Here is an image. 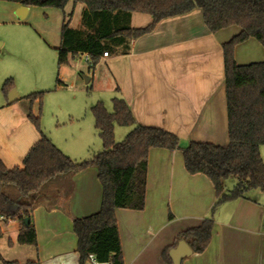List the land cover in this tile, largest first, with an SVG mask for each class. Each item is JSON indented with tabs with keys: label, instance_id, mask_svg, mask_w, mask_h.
Wrapping results in <instances>:
<instances>
[{
	"label": "crops",
	"instance_id": "0c3cea01",
	"mask_svg": "<svg viewBox=\"0 0 264 264\" xmlns=\"http://www.w3.org/2000/svg\"><path fill=\"white\" fill-rule=\"evenodd\" d=\"M21 6L0 0V159L5 167H23L42 134L77 161L102 152L92 107L101 102L112 111V99L122 97L137 124L173 133L180 145L174 150H150L144 209L116 210L124 263L169 264L164 251L171 247L170 256L179 234L212 218L208 247L184 257L182 264H264V190L252 189L216 205L213 183L204 174H190L182 153L191 142L229 144L223 44L241 28L211 32L202 9L194 8L162 19L151 32L132 40L126 51L121 47L107 56L103 53L93 69L83 53L59 67L65 13H72L70 27L80 29L84 4L70 1L65 11L32 6L23 19L17 16ZM152 22L150 14L140 12H133L130 19L132 28ZM80 60L88 66L86 86L79 79L86 69ZM235 60L240 65L264 61V47L249 38L236 46ZM8 80L12 86L4 90ZM89 83L94 93L90 98ZM69 89L74 96L66 101V109L59 105L56 122H45L46 97ZM41 91L45 92L42 100L27 98ZM31 116L39 119L40 127ZM133 127L116 125V141ZM260 152L264 161V145ZM236 182L228 179L227 189ZM102 192L98 169L90 166L54 178L38 195L23 198L34 203L31 221L37 244L17 241L19 219L0 221V243L6 248H0L3 259L19 264H82L74 220L97 213ZM9 193L14 199L22 198Z\"/></svg>",
	"mask_w": 264,
	"mask_h": 264
},
{
	"label": "trees",
	"instance_id": "16d2710c",
	"mask_svg": "<svg viewBox=\"0 0 264 264\" xmlns=\"http://www.w3.org/2000/svg\"><path fill=\"white\" fill-rule=\"evenodd\" d=\"M32 7H55L65 11L67 4H84L82 27H70L72 13H65L62 44L58 50V66L68 64L71 57L86 54L93 69L103 53L117 52L146 33L164 18L183 15L194 8L203 11L211 32L230 26L241 31L223 44L225 83L229 118V144L191 142L182 149L185 168L190 174H204L216 191V205L244 196L252 189L264 190V161L260 147L264 145V61L240 65L235 60V48L249 38H256L264 47V0H5ZM133 12L147 13L153 22L144 28H132ZM59 82V81H58ZM60 84V83H58ZM12 80L4 84V90ZM45 92H33L31 100L43 99ZM109 111L98 102L92 107L95 125L104 150L88 160L77 161L65 155L50 138L41 139L27 153L23 167L8 169L0 159V216L19 219L20 244L36 245V229L31 221L34 203L23 198L36 196L49 181L66 174L79 173L94 166L102 185V203L97 213L74 220L77 250L81 263L93 259L101 264H125L116 210H143L147 191L149 152L153 148L178 149L179 138L164 129L137 124L122 97L112 99ZM40 127L39 119L31 116ZM134 126L121 141L115 139V126ZM233 177L236 184L227 189L226 181ZM16 188L21 200L14 199L5 188ZM25 218H29L27 225ZM214 221L204 219L201 225L183 231L172 247L184 240L194 253L203 252L212 238ZM164 251L173 264L169 250ZM4 264H19L5 261ZM28 264H34L28 263Z\"/></svg>",
	"mask_w": 264,
	"mask_h": 264
},
{
	"label": "rangeland",
	"instance_id": "374dc122",
	"mask_svg": "<svg viewBox=\"0 0 264 264\" xmlns=\"http://www.w3.org/2000/svg\"><path fill=\"white\" fill-rule=\"evenodd\" d=\"M80 61H81V63H83L85 65L86 69H85L84 73H80L79 79L83 83V85L86 86L85 85L86 79L89 78V74H88V70H87L88 66L86 65L84 60H80ZM71 75H73V74H71ZM73 77H76V76H73ZM71 82L73 83V78L70 81V83ZM90 86H91V83L88 84V91L85 90V92L87 91L86 95H88L87 96L88 98H90L92 96V94H94L92 92V90L89 89ZM72 89H69L68 91H60V92L55 91V92L50 93L49 96L46 97V99L44 100L45 111H44V114L42 117L45 122H49V123L52 122V124H54L56 122L57 117H59L61 114V111L59 110V108H60L59 105L60 106L62 105L63 109H66V107H67L66 101L71 99L74 96V94L72 93L73 92ZM229 179H234V178L230 177ZM5 191L7 193H9L11 191H12V193H18L16 188L13 186L6 187ZM2 245L3 244L0 243V246H1L0 248L5 250L6 248L3 247Z\"/></svg>",
	"mask_w": 264,
	"mask_h": 264
},
{
	"label": "water",
	"instance_id": "95a60500",
	"mask_svg": "<svg viewBox=\"0 0 264 264\" xmlns=\"http://www.w3.org/2000/svg\"><path fill=\"white\" fill-rule=\"evenodd\" d=\"M27 9H28L27 6L22 5L19 8L17 16L20 19H23L25 17V13L27 12ZM88 81H89V79L87 78L86 82H88ZM29 222H30V219L29 218H25V223L27 225L29 224ZM192 252L193 251L190 248V246L184 240H181L178 243L177 247H175L174 249H172L170 251V256L172 258L173 264H182V261H183L184 257L191 255Z\"/></svg>",
	"mask_w": 264,
	"mask_h": 264
},
{
	"label": "built area",
	"instance_id": "2783aa9c",
	"mask_svg": "<svg viewBox=\"0 0 264 264\" xmlns=\"http://www.w3.org/2000/svg\"><path fill=\"white\" fill-rule=\"evenodd\" d=\"M108 55V53L107 52H105L104 53V56H107ZM9 220H11V218H9V217H6V216H0V221H9ZM89 264H101L100 262H98L97 260H92Z\"/></svg>",
	"mask_w": 264,
	"mask_h": 264
}]
</instances>
